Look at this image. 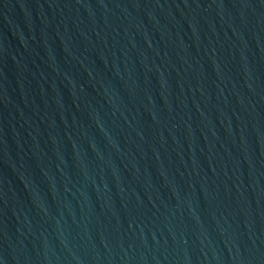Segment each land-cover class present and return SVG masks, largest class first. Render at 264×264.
Returning a JSON list of instances; mask_svg holds the SVG:
<instances>
[{"label":"water","instance_id":"1","mask_svg":"<svg viewBox=\"0 0 264 264\" xmlns=\"http://www.w3.org/2000/svg\"><path fill=\"white\" fill-rule=\"evenodd\" d=\"M0 264H264V0H0Z\"/></svg>","mask_w":264,"mask_h":264}]
</instances>
